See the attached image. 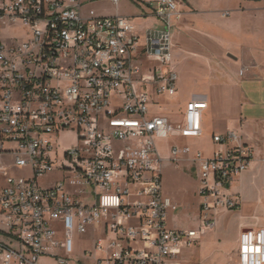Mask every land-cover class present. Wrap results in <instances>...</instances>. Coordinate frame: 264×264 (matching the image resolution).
<instances>
[{
	"label": "built area",
	"instance_id": "obj_1",
	"mask_svg": "<svg viewBox=\"0 0 264 264\" xmlns=\"http://www.w3.org/2000/svg\"><path fill=\"white\" fill-rule=\"evenodd\" d=\"M154 2L163 24L146 31L142 55L156 65L145 73L129 17L85 15L81 0H0V34L20 23L29 38L8 44L0 38V162L6 157L8 168L13 162L34 172L8 174L0 184V223L8 236L0 241L1 264H41L42 257L69 264L75 230L87 234L90 227L117 234L107 246L96 237L94 249L102 256L95 264H188L184 250L215 227L222 208L238 207L229 189L249 169L251 149L212 156L198 150L202 224L167 226L178 205L164 193L156 139L174 132L200 137L207 102L191 100L179 125L152 113L153 95L177 91L173 33L184 17L181 0ZM72 127L83 142L65 153L69 166H58L54 137ZM235 137L229 132L213 139ZM179 152L173 147L174 156ZM59 170L64 178L44 182ZM227 264H264V226L241 232L237 261Z\"/></svg>",
	"mask_w": 264,
	"mask_h": 264
},
{
	"label": "crops",
	"instance_id": "obj_2",
	"mask_svg": "<svg viewBox=\"0 0 264 264\" xmlns=\"http://www.w3.org/2000/svg\"><path fill=\"white\" fill-rule=\"evenodd\" d=\"M81 1L83 12L84 0ZM134 1L138 2V7L135 9L136 14L133 12L131 14L129 12L121 13L119 6L117 13L111 12L110 14L97 15H123L130 18L135 25L136 33L140 36L137 51L139 56L138 62L141 65L143 72L148 73L150 69L156 65V62L151 61L142 55L146 31L148 29L160 28L163 21L155 13L156 5L154 0ZM221 5H224V8H221ZM90 6H92V4H89V7ZM181 8L184 12V17H187V20L185 21L187 31L185 34L177 36V41L175 43L177 51L173 53L175 37L174 30L172 63L174 61L175 66L173 68L175 71L176 68H179L180 70V87H182L183 83L187 79L192 78L189 77L190 72L186 70L185 63L187 59L183 57V55H187V47H191L193 45L196 46L197 44L200 45V49L203 52L202 61L205 62L204 67H206V69L203 76H200V79L198 78L196 80L195 88L197 91L201 92V94L194 95L193 99L186 101L183 110L180 105L170 106L169 109L164 108V105L160 101L162 98L172 99L179 94V84L177 81V91L174 95H153L150 103L151 111L152 113L167 115L174 125H179L184 122L185 111L191 100L206 101L207 108L203 111V134L201 136H204L207 129L205 126L206 118H213V120L217 123L215 126L219 128V132H214L212 135L213 143H215L213 139L214 135H225L229 132H235L236 134V137L227 143H215L220 145V150L227 151L234 147L247 146L252 151V159L249 169L243 172L231 183L229 189L230 192L238 195V192H250L252 187H258L259 185L262 191H264V0H214V4L208 6L207 8H200L199 4L190 0H181ZM257 9L261 11L260 23H256L253 19L255 17H252V13H255V10ZM95 10L102 12L103 9L98 5V3H95ZM91 13H94V11H91ZM138 19H141L142 21L152 19V22L149 24L139 25L136 22ZM224 31H229L233 33V35L236 34V36H234L238 39L245 40L246 43L245 45H242L241 48H246V51L243 50L242 52L240 51V53L236 52V54L225 52L221 55V33ZM198 38L200 40H198ZM233 40L235 41L236 39L233 38ZM217 46L219 47L220 52H218V54L212 52L211 54V51H213ZM156 106L158 108L153 109V107ZM176 133L178 136L183 137L180 133ZM201 136L198 138H201ZM173 147L171 148V152ZM198 150L205 154L202 149H195L194 151H191V155L184 154L186 158H189V161H192L197 166V169L198 165L194 161V158ZM158 151L160 156L165 160L166 158L161 154L159 148ZM180 153L181 152H179V154ZM179 154L177 156H179ZM6 161L7 158L5 157L0 162V184H3L4 178L10 172V168L5 165ZM2 165L4 167H2ZM259 179H261L263 184L259 183ZM233 189L235 192L232 191ZM200 203L199 217L201 212ZM230 209L222 208L220 211L223 210L222 212L225 217L227 215L230 217L233 214H236L235 218L240 221L243 230L264 226L263 215L248 214L238 211L237 213H234V211H231ZM167 226L174 228L170 226L169 218ZM216 226L217 220L215 227ZM213 229H204L203 232ZM223 229L224 223L221 222V232ZM99 231L102 232V230L95 231L92 227H90L89 232L87 233L88 236H90L88 240H92V236L96 235ZM0 241H8V236L6 235L1 223ZM223 255L224 252L221 249V257H223ZM231 259L232 258H230V260ZM182 260L187 262L184 258H182ZM228 262H226V264Z\"/></svg>",
	"mask_w": 264,
	"mask_h": 264
},
{
	"label": "rangeland",
	"instance_id": "obj_3",
	"mask_svg": "<svg viewBox=\"0 0 264 264\" xmlns=\"http://www.w3.org/2000/svg\"><path fill=\"white\" fill-rule=\"evenodd\" d=\"M190 1L199 4L200 8H207L214 4V0ZM95 3L101 6L103 9L102 12L95 10ZM137 3L138 2L134 0H120L118 4H115L112 0H84L83 12L84 14L90 15L92 14L91 11H94L96 15H105L111 12L117 13L120 8L121 13L129 12L131 14L132 12L135 13V9L138 7ZM89 4H92V6L89 7ZM221 6V8H224V5ZM252 17H255L253 19L256 23H260L261 11L259 9L255 10V13H252ZM186 20L187 17L185 16L175 29L173 53L177 51V47H175L177 36L185 34L187 31L185 24ZM136 22L139 25L149 24L152 22V19L145 21L138 19ZM234 35L236 36V34ZM234 35L229 31L221 33V55L225 52L236 54V52L240 53V51H246V48H241L242 45H245V40L238 39ZM0 38L6 44L10 42L22 43L29 39L20 23L15 26L9 25L8 27H4L1 31ZM233 38L236 40L234 41ZM198 40L200 39L198 38ZM200 48L201 46L198 44L196 46L187 47V50L190 52L187 51V55H183V57L187 59L185 67L186 70L190 72L189 77L192 78L187 79L182 87H180V70L176 68L179 75V94L172 99L162 98L160 101L164 105V108L169 109L170 106L180 105L183 110L186 101L193 99L194 95L201 94V92L197 91L195 88L196 80L198 78L200 79V76H203L206 69V67H204L205 62L202 61L203 52ZM212 52L218 54V52H220L219 47L217 46L211 51V54ZM172 66H175L174 61ZM157 108V106L153 107V109ZM215 125H217V123L213 118H206L205 126L207 129L204 136H201V138H183L178 136L175 132L167 137L156 139L161 154L166 158L162 164L164 191L178 205V209L172 210L169 214V224L174 228H200L202 224L199 217V203L201 201V196L199 194L200 174L197 166L192 161H189V158L184 156L186 153H184L183 150L189 147L191 150L188 155H191V151L202 149L205 154L209 156L215 151L220 150V145L212 141L213 133L219 132V128ZM82 142L76 127L65 129L56 135L53 141L54 150L52 152L55 164L58 166H69L71 163L65 157V153L76 149ZM7 145H9V143ZM173 146L178 147L180 150L181 153L179 156H173L171 152ZM9 175L30 177L34 175V172L31 167L20 168L16 167L14 163L11 162ZM62 178H64V174L59 170L50 175V177L44 179V182H47V180H61ZM259 180V183H262L261 179ZM232 191L235 192L234 189ZM233 196L238 197L239 207L227 209L234 211V213L238 211L264 216V191H262L260 185L258 187H252L250 192H238V195L233 194ZM222 211L216 214L217 226L213 230L204 231L203 239L199 243L184 250L182 258L189 264H226L228 261L233 260L235 262L237 260L240 249V234L243 228L240 221L235 218L236 214L230 217L227 215L225 217ZM221 222L224 223L222 232ZM59 232L60 235L63 236L62 227L59 229ZM93 237L95 239L96 237H103L105 245L107 246L111 239L117 238V234L110 232L107 237L99 231L96 235L92 236V240H88V238H90L88 234H81L76 229L73 235L74 251L72 254L68 255L69 264H95L96 258L102 256V254L95 251ZM221 249L224 252L223 257H221ZM86 250H92L94 255L91 257L86 256ZM230 258L232 259L230 260ZM41 264H57V262L55 258L42 257Z\"/></svg>",
	"mask_w": 264,
	"mask_h": 264
}]
</instances>
